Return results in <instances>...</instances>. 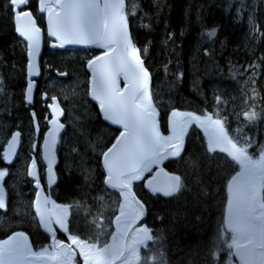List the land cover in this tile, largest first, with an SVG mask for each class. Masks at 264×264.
Segmentation results:
<instances>
[{
  "label": "trees",
  "instance_id": "obj_1",
  "mask_svg": "<svg viewBox=\"0 0 264 264\" xmlns=\"http://www.w3.org/2000/svg\"><path fill=\"white\" fill-rule=\"evenodd\" d=\"M37 2L30 0L25 9L45 31ZM124 5L133 46L150 74L149 94L159 113L161 131L168 133V119L174 109L193 112L220 120L228 142L244 148L248 157L264 150V0H124ZM214 29L215 35L209 36ZM49 41L44 33L40 76L33 102L28 104L26 43L15 30L11 0H0V169L6 173L1 185L10 191L6 208L0 209V239L22 231L34 251L49 247V236L41 230L30 204L21 208L23 215L19 214L13 196L20 191L28 195L29 202L32 199L34 189L27 170L33 158L39 165L40 159L38 151L28 152L25 142L31 138L38 145L46 133L50 97H60L62 105H68L60 90L70 96L71 89L76 88L85 132L111 127L88 96L87 60L100 50L51 49ZM245 113L255 116L247 119ZM238 127L242 128L240 133L236 132ZM15 131L21 132L22 147L15 160L6 164L3 149ZM163 167L184 175L186 191L183 198L155 195L150 201L134 187L148 206L144 224L151 230L152 239L144 255L160 256L156 264H212L214 235L221 226L219 200L227 199L231 211L238 199L234 192L227 193L224 181L228 177L233 180L235 166L216 148L210 151L205 131L193 124L182 154L167 159ZM94 168L96 180L91 181L58 163L52 198L62 203L69 198L92 200L99 196L104 188V170L98 160ZM69 227L71 235L83 237L71 224ZM57 237L66 239L60 232ZM228 251L224 248V261Z\"/></svg>",
  "mask_w": 264,
  "mask_h": 264
},
{
  "label": "snow or ice",
  "instance_id": "obj_2",
  "mask_svg": "<svg viewBox=\"0 0 264 264\" xmlns=\"http://www.w3.org/2000/svg\"><path fill=\"white\" fill-rule=\"evenodd\" d=\"M30 0H11V7L15 11L16 31L27 40L28 52V75L39 74L32 57L39 51V36L41 29L37 27L33 14L30 11H19L21 7H28ZM40 11H47V32L50 37H54L53 47L64 48L65 45L97 46L104 49L101 55H97L87 60V67L92 71L91 88L89 95L98 102L100 111L104 119L112 125L120 126L123 130L119 132L114 143L106 150L102 151L103 167L108 175L105 183L113 189H117L121 184H130L133 188L134 182L143 180L147 173L158 167L166 157H179L183 147L185 133L191 124H195L205 131L209 140V150L213 146L222 152H228L233 159L240 160L235 153L223 147L221 140L227 138L224 126L218 119H212L209 115L199 116L193 112H181L173 110L168 123L170 135L163 136L157 124V109L153 106L152 98L149 94L150 74L144 67L141 56L137 54V49L129 36L128 23L124 15V0H41ZM22 21L30 25L21 27ZM215 35V29L209 36ZM146 51V49H145ZM123 76L124 88L121 89L117 82V77ZM33 84L28 83L27 101L31 103V90ZM53 103L48 105L52 110L49 124L54 127L49 129L45 135L48 150L44 159L47 160L48 183L54 179L53 164L56 162L52 151L56 144V135L64 127L58 122L60 116L59 106L56 104V97L52 98ZM35 115V114H33ZM247 119L254 118V113H245ZM39 126L37 124V133ZM179 134L180 143L174 144V138ZM19 135V134H17ZM37 147V145H33ZM166 147H173L175 150L165 153ZM244 148L239 152L244 153ZM128 154H135L137 159L134 163L135 175L129 181L123 180L122 167L124 159ZM264 160V153H262ZM243 165V161H240ZM11 163V161H9ZM37 162L32 160L28 168L27 175L36 177ZM6 175L0 172V181ZM235 179V178H233ZM35 187H41L37 179ZM145 187L153 194H163L171 196L178 192L181 187L179 176L165 174L161 179L153 176L146 181ZM4 189L0 186V209L6 208L4 199ZM133 195H135L133 191ZM39 198L40 193H36ZM47 202V198H46ZM36 204V215L39 216L40 225L47 231H53V223L59 226L60 230L70 231L69 213L67 206L61 207L59 213L41 210L39 200ZM144 215V207L139 204L134 209V221ZM227 222V221H226ZM229 228L232 225L228 224ZM235 231V229H233ZM144 236L152 239L148 235L149 230L143 229ZM69 245L61 241H56L53 246L52 259L57 264H70L73 256V245H81L80 255L84 257L85 264H95L98 255H107L108 249H96L95 244H86L77 236L69 235ZM88 251H85V249ZM36 255L31 251V246L27 242L24 233H14L7 240L0 242V264H30L29 257ZM240 257L241 264H248L242 253L236 252Z\"/></svg>",
  "mask_w": 264,
  "mask_h": 264
},
{
  "label": "rangeland",
  "instance_id": "obj_3",
  "mask_svg": "<svg viewBox=\"0 0 264 264\" xmlns=\"http://www.w3.org/2000/svg\"><path fill=\"white\" fill-rule=\"evenodd\" d=\"M38 1V0H37ZM38 4V2H37ZM37 13L38 6H37ZM40 14V13H39ZM34 15V14H33ZM42 15V14H41ZM44 26L46 30L45 18L43 15ZM42 29V28H41ZM43 33H45L44 29H42ZM46 35V34H45ZM47 36V35H46ZM49 41V45H50ZM100 51H103L100 49ZM40 67V66H39ZM87 68V67H86ZM88 71V70H87ZM40 76V75H39ZM119 87L122 88V83H119ZM76 87V86H74ZM51 89L46 87V90ZM74 90H77L74 88ZM71 89V95L66 96L63 91L60 90L61 96H65L69 101L68 105H62L60 101V97L52 96L50 97V102L47 104H51V99L56 97L59 105L63 109V116L60 119V122L64 124V129L58 136L57 146H56V155H57V164L61 163V165L65 166L67 171H73L78 175L82 176L86 180L94 181L95 178V161L98 160L101 164L102 151L109 146L115 137L118 135V131L113 127L105 126L102 128V131H91L90 133H86L84 130V124L82 120V114L79 115L78 111H81L79 105L76 104L77 95L75 91ZM88 90H89V79H88ZM69 92V89H68ZM43 96H47V94L43 93ZM89 96V94H88ZM71 105V106H70ZM66 110V111H65ZM159 116V113L157 112ZM204 116V115H203ZM245 117V115H243ZM48 121L51 119V114L49 112ZM246 118V117H245ZM169 120V119H168ZM47 121V127H49V123ZM243 121V120H242ZM194 124V123H193ZM191 124L190 126H192ZM243 127V124H241ZM189 126V127H190ZM168 133L164 134L161 131V134L164 136L170 135L169 123L167 125ZM48 130V128H47ZM203 130V129H202ZM242 130L241 127L236 129L237 133H240ZM204 131V130H203ZM188 131L185 133L183 139V147L181 154L184 149V144L186 140ZM207 145H209V140L206 135ZM43 136L38 140V145L36 149H34L33 145L35 142L28 138V141L25 142V147L29 153H32L33 150L38 151L40 165L37 162L36 174L38 175V180L44 186V191L48 196V203L50 207L53 205L59 204L60 206H67V210L69 213V225L74 228V230L80 231L83 234V237L77 236L80 240L85 241L86 244H95L96 249H108L107 255H98L95 260V264H108L114 258L119 256L122 252V244L124 240V234L128 228V226L133 222L134 219V203L126 196L125 192L118 189H113L112 187H107L104 183V188L99 196H94L93 199H87L84 197H76L69 198L65 202L59 203L52 198L53 187H48L45 184V165L41 162V144H42ZM174 144L180 143L179 134L176 135ZM221 143L223 147L227 148L229 152L235 153L240 157V160L233 159L228 152H222L218 148H216L220 154L222 153L226 157H228L233 166H235L236 180L230 181L231 177L228 179H224L226 182V190L227 193L232 191L242 190V192L247 193V204L245 208V214L239 215L235 208V203L231 211L228 209L229 201L227 199L221 197L219 200V205H221L220 214H219V225L220 228L218 232L214 235L215 245L212 248V252L210 254V259L212 264H239L233 254L232 247L237 243H242L247 240H254L257 245L256 251V264H264V244L260 238V220L259 216L261 212H264V160H262V153L264 150L260 151L256 157L251 158L244 153L241 154L239 149L234 147L232 144L228 142L227 139L222 138ZM36 145V144H35ZM22 145L20 144V149L18 151L17 156L21 150ZM38 148V149H37ZM215 147L213 146V149ZM174 151L175 149L172 147L171 149ZM178 157H171V159ZM34 159V158H33ZM32 159V160H33ZM31 160V162H32ZM240 161H243V165ZM31 164V163H30ZM164 165L162 163L158 167L153 168L150 173H147L143 180L140 182L133 183L134 187L141 191V193L148 197L151 201V198L154 196H159L158 194H153L149 189L145 187V183L148 178L153 174V172L161 168ZM102 166V164H101ZM3 169H0L2 172ZM4 171V170H3ZM168 171V170H167ZM170 172V171H169ZM28 173V170H27ZM175 176H179L181 180V187L177 193L171 195L174 198L181 197V195L186 191V181L184 175L174 174ZM44 176V181L42 177ZM127 177L125 181H129L132 176ZM227 178V177H226ZM31 179V178H30ZM234 180V179H233ZM32 181V187L34 189L33 196L31 201L29 202L28 195L23 196V194L19 192H15V189H11V193L15 192L13 196L14 201L17 203L16 206L19 208V214L23 215L24 211L21 210L23 206L31 205L32 200L35 194L34 181ZM249 182H251L249 184ZM0 186L1 181H0ZM15 187V186H14ZM17 188V187H15ZM4 189V188H3ZM4 199L5 202L10 195V191L4 190ZM137 196V194H136ZM138 197V196H137ZM168 197V196H167ZM139 198V197H138ZM157 198V197H156ZM183 198V197H181ZM140 199V198H139ZM157 199H160L159 197ZM141 200V199H140ZM144 205L146 212L148 211V206L141 200ZM22 211V212H21ZM21 212V213H20ZM237 213V214H236ZM147 214V213H146ZM264 216V215H263ZM36 218V217H35ZM1 221H3V216L1 217ZM145 221V220H144ZM227 221V222H226ZM232 225V228L228 227V224ZM143 227L148 229V235L151 236V230L144 224ZM235 229V231L233 230ZM22 232L18 231L17 233ZM23 233V232H22ZM71 235L69 232L64 234L65 240H59L56 233L48 234L49 236V247L42 251H34L31 247V251L36 255L29 257L30 264H57L55 259H52L53 256V246L56 241H61L65 244V246L69 245L71 242L68 240V236ZM13 234L5 235L0 239V242L7 240ZM26 236V235H25ZM27 237V236H26ZM225 240V242H223ZM150 239L142 245H138L130 250L128 256L118 264H156L155 259H159L160 256H155V254L151 253L149 255H144L146 248L149 244ZM27 242L31 246V243L27 237ZM223 247V248H222ZM225 249H230V252H227V258L224 261L221 257L222 253ZM73 256L70 261V264H82V261L78 255L77 249L72 246ZM85 251H88L86 248ZM161 254V253H160ZM233 258L234 261L230 263L229 258ZM229 259V260H228ZM155 261V263H154ZM164 264H169L166 262Z\"/></svg>",
  "mask_w": 264,
  "mask_h": 264
},
{
  "label": "water",
  "instance_id": "obj_4",
  "mask_svg": "<svg viewBox=\"0 0 264 264\" xmlns=\"http://www.w3.org/2000/svg\"><path fill=\"white\" fill-rule=\"evenodd\" d=\"M44 2H47V0H44ZM102 3H103V0H102ZM40 7H41V0H38V11L40 14H43L44 15V18H45V24H46V30H45V34L47 35V37L51 40L50 42V48L51 49H58L59 47H53L52 45L54 43H58L57 41H55V38L54 37H50L48 35V32H47V11H40ZM13 9V8H12ZM20 11H30L29 9H25L24 7H21L20 8ZM14 12V25H15V30H16V20H15V11L13 10ZM31 12V11H30ZM32 13V12H31ZM33 14V13H32ZM124 15H125V5H124ZM33 19L35 20L36 22V25L37 27L38 26V23L33 15ZM21 27H27L30 29V25L26 24V22L22 21L21 23ZM40 28V27H39ZM41 29V28H40ZM129 29V28H128ZM17 32V31H16ZM18 34V33H17ZM19 35V34H18ZM20 36V35H19ZM129 36H130V33H129ZM21 37V36H20ZM22 40L26 43V47H27V40H25L23 37H21ZM131 39V38H130ZM43 44H44V33L41 29V33H40V36H39V51L35 53V55L32 57V61H33V64L35 65V67L32 69L33 72H35L37 69L39 70V74L38 75H34V76H29L28 75V52H27V78H28V82H31L33 84V88L31 90V103L33 102V98H34V92H35V86H36V79L39 77L40 75V67H39V59H40V55L42 53V49H43ZM64 48H68V49H75V48H79V49H86V48H95L97 50H100L101 48L97 47V46H82V45H65ZM59 49H62V48H59ZM103 51H100L99 53H97L95 56L97 55H101ZM95 56H93L92 58H94ZM90 58V59H92ZM144 65V64H143ZM86 67H87V64H86ZM145 67V66H144ZM87 70H88V74H89V89L91 88L92 84H91V81H92V71L91 69H89L87 67ZM117 82H118V85H119V77H117ZM150 83H151V78H150ZM120 86V85H119ZM124 88V84L122 85V88ZM150 88V86H149ZM88 94H89V90H88ZM28 95V85L26 87V92H25V101L28 103V104H31L27 101L26 97ZM89 98L95 102L97 104V107H98V111H99V114H100V117L101 119L107 123L109 126L113 127V128H116L118 129V135H119V132L122 131L123 129L120 127V126H117V125H112L110 122L106 121L100 111V108H99V104L97 101H95L94 99H92V97L89 95ZM53 103V100L51 99V104ZM56 104L59 106V109H60V116H59V120L58 122L62 125H64L63 123L60 122V119L62 118L63 116V109L61 108V106L59 105L57 99H56ZM49 112L51 114L52 110L49 108ZM52 118V116H51ZM51 120V119H50ZM157 124L160 128V123H159V119H158V115H157ZM54 127V125H51L49 124V127H48V130L46 131V133L43 135V140H42V144H41V162L45 165V184L46 186L48 187H53L56 183V174H55V167L57 165V155H56V146H57V141H58V136L60 135V133L63 131L64 127L62 129H60V131L57 133L56 135V144L55 146L53 147L52 151L55 155V158H56V162L53 164V174H54V179L52 181L51 184L48 183V174H47V160L44 159L45 155L47 154V150H48V146H47V142L45 140V135L49 132V129ZM161 131V129H160ZM19 134V135H17ZM117 135V136H118ZM116 136V137H117ZM116 137L115 139L113 140L112 143L115 142L116 140ZM111 143V144H112ZM20 144H21V132L20 131H15L13 132L10 137L8 138L5 146H4V150H3V156H4V161L6 164H10L9 161H11V163L15 160L17 154H18V151L20 149ZM111 144L108 146L110 147ZM106 150V149H105ZM137 157L135 154H128L125 159H124V163H123V167H122V172H123V177L126 176V175H129L131 173H134L135 170H134V163L136 161ZM101 164H102V168L103 170L105 171V178H104V183H105V179L108 175L106 169H104L103 167V158L101 157ZM154 170V169H153ZM165 174H168L170 176H175L174 173L172 172H169L167 171L163 166L161 168H158L156 169L153 174L148 178V180L152 179L153 176H159L161 179H163L165 177ZM148 175V174H147ZM31 180L34 181V188H35V194H34V197H33V200H32V207H33V212L35 213V216L37 218V221H38V224L41 228L42 231H44L45 233L47 234H53V233H57V232H60L62 234H65L66 232L63 231V230H60L59 229V226L56 225L55 223H53V231L52 232H49L47 231L45 228H43L41 225H40V219H39V216L36 215V204L35 202L37 201V199L39 200V206L41 208V210H48V211H53V212H56V213H59L62 211V208L61 207H50L49 206V203H48V196L46 195L45 191H44V186L41 184V187L39 189H37L35 187V184H36V180L39 179L38 178V175L36 174V177H30ZM147 180V181H148ZM105 185L107 187H111L110 185H107L105 183ZM118 190H124L125 191V194L126 196L134 203L135 206H138L139 204H142L141 200L135 195H133V189L131 188V186L127 183L125 184H121L119 188H117ZM148 189V188H147ZM39 192L40 193V196L39 198H37L36 196V193ZM158 195H162L164 196L163 194H158ZM46 198H47V202H46ZM143 205V204H142ZM56 206H60L59 204H57ZM144 207V205H143ZM145 217H146V209L144 207V215L139 218L138 220H135V222H132L125 234H124V240H123V244H122V252L121 254H119V256H117L116 258H114L110 263L108 264H118V263H121L127 256H128V253L130 252L131 249H133L134 247L138 246V245H142L144 243H146L148 241L147 238H145L144 236V231L143 229H145L143 227V222L145 220ZM260 220V238H261V241L262 243L264 244V218ZM136 226H139L141 228H139L137 230V232L135 234H132V231L133 229L136 227ZM76 249H77V252H78V255L82 261V264H85V260H84V257L82 255H80V252H81V245H73ZM232 251H233V254L237 260V262L239 264H241V259L239 256L236 255V252L239 251L240 253L243 254L244 258L246 261H248V264H256V251H257V245L255 243L254 240H247V241H244L242 243H237L235 244L233 247H232Z\"/></svg>",
  "mask_w": 264,
  "mask_h": 264
},
{
  "label": "flooded vegetation",
  "instance_id": "obj_5",
  "mask_svg": "<svg viewBox=\"0 0 264 264\" xmlns=\"http://www.w3.org/2000/svg\"><path fill=\"white\" fill-rule=\"evenodd\" d=\"M236 178L232 181H235ZM251 182H249L250 184ZM243 190V189H242ZM242 190H237V191H232V193L234 192L235 195L238 197L237 201H236V210L237 212H239L241 215H244L245 214V208H246V204H247V193L245 192H242ZM231 193V192H230ZM264 212H261L260 216H259V219H263L264 218ZM58 234V232L56 233Z\"/></svg>",
  "mask_w": 264,
  "mask_h": 264
},
{
  "label": "bare ground",
  "instance_id": "obj_6",
  "mask_svg": "<svg viewBox=\"0 0 264 264\" xmlns=\"http://www.w3.org/2000/svg\"><path fill=\"white\" fill-rule=\"evenodd\" d=\"M100 2L102 3V0H100ZM19 11H20V9H18ZM248 34V33H247ZM102 49V48H101ZM103 51H104V49H102ZM138 54V53H137ZM142 61V60H141ZM143 63V62H142ZM122 83V85L124 84V78H123V76L121 75V76H119V83ZM43 86V85H42ZM24 92V91H23ZM66 111V110H65ZM164 136V135H163ZM10 137V136H9ZM172 147H166L165 149H164V151H165V153H168V152H172ZM4 150V149H3ZM3 155V154H2ZM4 157V156H3ZM169 158H171V156H169V157H166L162 162H161V164L162 163H164L167 159H169ZM160 164V165H161ZM135 175V172L134 173H131V174H129V176H134ZM126 176H128V175H126ZM127 177H123V180L125 181V179H126ZM31 181V180H30ZM123 192H125L124 190H122ZM133 221H134V219H133ZM139 228H141V227H139V226H136L134 229H133V231H132V234H135L136 232H137V230L139 229Z\"/></svg>",
  "mask_w": 264,
  "mask_h": 264
}]
</instances>
